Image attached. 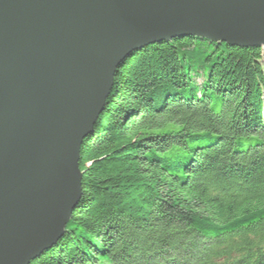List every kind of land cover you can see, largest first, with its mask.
Masks as SVG:
<instances>
[{"label":"trees","instance_id":"1","mask_svg":"<svg viewBox=\"0 0 264 264\" xmlns=\"http://www.w3.org/2000/svg\"><path fill=\"white\" fill-rule=\"evenodd\" d=\"M80 168L64 237L31 264H264V49L132 53Z\"/></svg>","mask_w":264,"mask_h":264},{"label":"water","instance_id":"2","mask_svg":"<svg viewBox=\"0 0 264 264\" xmlns=\"http://www.w3.org/2000/svg\"><path fill=\"white\" fill-rule=\"evenodd\" d=\"M188 36L264 49V0H0V264L64 237L124 61Z\"/></svg>","mask_w":264,"mask_h":264}]
</instances>
